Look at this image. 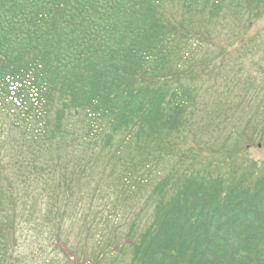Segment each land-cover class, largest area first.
I'll return each instance as SVG.
<instances>
[{"label":"trees","instance_id":"16d2710c","mask_svg":"<svg viewBox=\"0 0 264 264\" xmlns=\"http://www.w3.org/2000/svg\"><path fill=\"white\" fill-rule=\"evenodd\" d=\"M173 1L0 0V112L13 116L15 128L24 122L25 130L35 127V148L57 144L63 150L67 139L80 137L77 123L86 125L83 139L100 141L103 151L120 134L130 148L181 132L196 110L197 94L193 84L173 77L189 45L165 12ZM178 1L186 15L205 11L213 19L229 1L264 6V0ZM89 153L91 164L101 159L100 149ZM47 166L34 165V178H44ZM1 171L0 264H15L18 212L29 200L20 198L15 177ZM61 180L58 187L70 191L72 181ZM51 198H40L48 200L38 217L43 221L55 214ZM148 200L150 223L141 229L135 219L124 235L112 229L84 264H264V171L246 177L168 172ZM65 219L66 210L52 219L56 244ZM65 253L80 263L70 247Z\"/></svg>","mask_w":264,"mask_h":264},{"label":"rangeland","instance_id":"374dc122","mask_svg":"<svg viewBox=\"0 0 264 264\" xmlns=\"http://www.w3.org/2000/svg\"><path fill=\"white\" fill-rule=\"evenodd\" d=\"M235 4L227 2L216 19L205 11L186 15L178 0L165 6L171 21L189 38L173 69L174 80L193 84L197 94L196 110L179 133L130 148L120 134L114 147L103 151L100 141L83 139L86 125L77 123L80 137L67 139L63 150L57 144L35 148V127L25 130L24 122L15 128L13 116L0 112V171L6 178L15 177L20 198L29 200L18 212L15 264H84L112 229L124 235L135 219L143 229L153 214L148 197L168 172L177 177L192 170L246 177L264 171V6ZM91 149H100L97 163L91 164ZM45 162V177L34 178L35 167L42 170ZM63 178L72 181L70 191L66 184L65 189L58 187ZM45 195L52 196L55 212L48 221L38 218L48 208V200L40 199ZM62 210L64 232L56 244L50 225ZM28 215L36 219L29 222ZM69 247L80 263L65 255ZM119 264L128 261L120 259Z\"/></svg>","mask_w":264,"mask_h":264}]
</instances>
